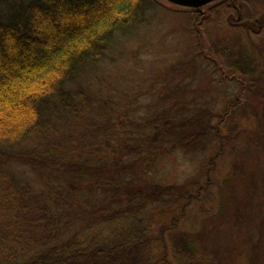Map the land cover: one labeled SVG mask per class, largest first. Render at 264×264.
Returning <instances> with one entry per match:
<instances>
[{
	"label": "trees",
	"instance_id": "obj_1",
	"mask_svg": "<svg viewBox=\"0 0 264 264\" xmlns=\"http://www.w3.org/2000/svg\"><path fill=\"white\" fill-rule=\"evenodd\" d=\"M159 8L177 17L189 49L161 72L155 106L121 117L68 88L117 33ZM174 156L199 161L198 174L181 184L155 179L153 169ZM227 156L211 214L203 203ZM245 256L264 264V0L201 9L164 0L9 4L0 15V264H239Z\"/></svg>",
	"mask_w": 264,
	"mask_h": 264
},
{
	"label": "rangeland",
	"instance_id": "obj_2",
	"mask_svg": "<svg viewBox=\"0 0 264 264\" xmlns=\"http://www.w3.org/2000/svg\"><path fill=\"white\" fill-rule=\"evenodd\" d=\"M13 1L15 0H0L1 16L5 14V9ZM187 46V40L182 35L177 17L164 9H156L149 14L148 22L142 27L127 33H117L109 45L106 57L90 65L79 78L68 84V88L84 90L96 108L104 104L106 109L109 108L121 117L128 112H136L141 105L144 108L155 106L162 93L161 86L164 85L159 80L161 72L188 50ZM224 99L225 95L222 92L219 95V103L222 107ZM255 124L254 120L249 123L248 119H245L242 126L250 125L253 130ZM65 128L75 132L71 124L66 125ZM225 153L231 154L229 149ZM192 160L183 156L166 159L153 169V175L155 179L162 182L181 184L198 174L199 161L195 163L196 160ZM230 161V156L217 160L218 169L213 172V186L210 187L215 193L205 198L206 201L203 203L204 206L210 205L211 214L216 213V208L213 206H217L219 185L225 174L230 171ZM17 173L24 174L29 179H39L37 173L24 167H18ZM207 200L208 203H206ZM196 206L199 208L200 204ZM200 212V210L195 211L190 218ZM194 221L197 220L194 219ZM188 226L189 224L184 225L185 228ZM248 243V247L252 250L253 241ZM257 250L255 248V251ZM239 264H249L247 257H243Z\"/></svg>",
	"mask_w": 264,
	"mask_h": 264
},
{
	"label": "water",
	"instance_id": "obj_3",
	"mask_svg": "<svg viewBox=\"0 0 264 264\" xmlns=\"http://www.w3.org/2000/svg\"><path fill=\"white\" fill-rule=\"evenodd\" d=\"M172 5L185 9H201L222 0H164Z\"/></svg>",
	"mask_w": 264,
	"mask_h": 264
}]
</instances>
